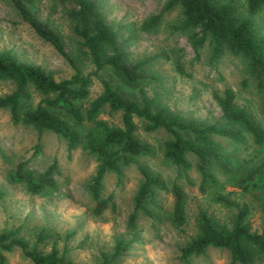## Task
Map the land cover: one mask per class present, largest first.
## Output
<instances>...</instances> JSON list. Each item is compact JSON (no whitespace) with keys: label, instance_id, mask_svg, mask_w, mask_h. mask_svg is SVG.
<instances>
[{"label":"rangeland","instance_id":"rangeland-1","mask_svg":"<svg viewBox=\"0 0 264 264\" xmlns=\"http://www.w3.org/2000/svg\"><path fill=\"white\" fill-rule=\"evenodd\" d=\"M94 1L115 32L127 63L162 55L145 65L144 71L150 78L130 89L128 97L137 102L141 96L147 97L154 108H164L188 122L222 124L213 95L230 88L235 95V105L251 114L264 129L261 93L254 88L252 78L246 76L244 58L226 52L219 60L210 62L207 42L199 48L195 58L188 42V31L170 28L180 17L177 6L163 11L153 30L144 31L142 21L158 13L166 0ZM36 15L57 30L64 50L81 73L92 72L93 66L71 34L60 7L52 0H41ZM256 26L264 34V10L256 16ZM0 50H10L17 59L50 72L55 80L67 78L72 73L65 59L22 23L6 0H0ZM175 60L181 64L182 73L176 71ZM99 77L109 80L108 72L99 73ZM12 87V83L0 81V95L9 93ZM100 89L97 79L90 76L88 100ZM28 92L31 105L41 98L31 87ZM99 118L109 125H119V114L109 113L107 109ZM133 122L136 138L148 143L152 152L120 166L119 174L106 172L103 175L101 196L111 194L113 209L95 216L87 191L96 166L94 157L80 146L68 149L65 140L50 131L37 132L28 125H12L8 110L0 109V232L16 230V236L26 240L28 245L39 234L41 239L37 247L41 253L48 252L51 246L58 252L65 250L71 264H102V257L110 256L118 238L130 243L121 256L108 264H237L230 263L227 250L214 247H207L202 254L191 255L183 261L178 257L179 248L198 232L200 213L214 224L230 228L237 211L243 209V222L249 231L259 232L264 226L260 211L263 196L259 191L243 192L217 172L213 175L214 183L201 185L191 155H187L190 167L186 174L182 172L175 179L184 193L183 224L176 227L170 221L171 195L167 191H156L159 210L155 212V219L151 221L139 215L133 229L126 227L132 197L141 179L139 168L161 176L167 186L178 171L163 156L162 143L169 135L161 129L145 132L140 120L133 118ZM211 139L225 151L243 158L256 161L264 155V145H254L246 135L240 145L222 137ZM36 145L38 152L34 153ZM22 161L35 172L53 163L55 187L30 194L22 185L9 183V175ZM217 196L229 200L232 205L216 201ZM1 254L4 264H32L17 247L1 251ZM253 264L262 263L256 260Z\"/></svg>","mask_w":264,"mask_h":264},{"label":"trees","instance_id":"trees-1","mask_svg":"<svg viewBox=\"0 0 264 264\" xmlns=\"http://www.w3.org/2000/svg\"><path fill=\"white\" fill-rule=\"evenodd\" d=\"M6 1L22 23L65 59L72 73L67 78L55 80L50 72L17 59L10 50H0V81L13 85L9 93L0 95V109L8 110L12 125H28L37 132L50 131L65 140L68 149L80 146L94 157L96 166L87 191L95 216L113 209L111 194L101 196L103 175L106 172L119 174L120 166L152 152L148 143L136 138L133 118L143 123L145 132L161 129L169 135V139L162 143L163 156L178 171L167 186L161 176L139 168L141 179L126 218L128 229L134 228L139 215L151 221L155 219V212L159 210L155 201L156 191H167L171 195L170 221L176 227L183 224L184 193L175 179L182 172L186 174L190 167L187 155L194 159V169L201 185L214 183L213 175L217 172L243 192L259 191L263 196L260 211L264 216V155L256 161L243 158L225 151L211 139L213 136L222 137L240 145L246 135L254 145H264V129L251 114L235 105V95L230 88L213 95L222 124L185 121L164 108H154L152 100L147 97L141 96L139 102L128 97L130 89L150 78L144 71L145 65L162 55L155 54L127 63L115 32L105 22L94 0H52L60 7L71 34L93 66L92 72L85 75L64 50L57 30L36 15L41 0ZM239 1L166 0L158 13L142 21L141 29L153 30L162 12L177 6L180 17L170 28L188 31L187 38L194 57L207 42L210 62L219 60L226 52L244 58L246 76L252 78L254 88L260 91L264 111V34L256 26V16L264 10V0ZM174 66L177 72L182 73L177 60ZM104 72H108L109 80L99 77V73ZM90 76L97 79L101 89L88 100ZM242 83L244 85L245 80ZM30 87L41 96L33 105L28 92ZM105 109L119 114V125H109L99 118ZM37 152L36 145L34 153ZM26 163L22 161L15 165L8 177L9 183L22 185L30 194H40L55 187L53 163L40 172L29 170ZM216 201L232 205L221 196H217ZM244 217L245 210H238L230 228H225L200 213L198 232L179 248V259L186 260L191 255L202 254L207 247H214L227 250L230 263L253 264L259 260L264 264V226L259 232H251L243 222ZM16 233V230L0 232V264H4L1 251L12 247H17L32 264H71L65 250L58 252L51 246L48 252L41 253L37 247L41 239L39 234L28 245ZM129 243V240L116 239L110 256L102 257V264L121 256Z\"/></svg>","mask_w":264,"mask_h":264}]
</instances>
